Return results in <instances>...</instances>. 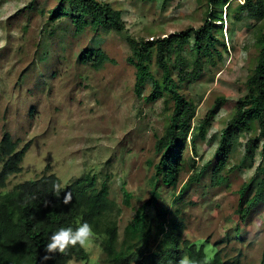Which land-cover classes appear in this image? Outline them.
Wrapping results in <instances>:
<instances>
[{
	"label": "rangeland",
	"instance_id": "1",
	"mask_svg": "<svg viewBox=\"0 0 264 264\" xmlns=\"http://www.w3.org/2000/svg\"><path fill=\"white\" fill-rule=\"evenodd\" d=\"M98 1L121 12L122 32L88 28L77 34L68 18L49 21V12L59 0H0V140L7 132L18 141L19 149L27 145L21 173L11 176L0 192L44 173L55 174L62 187L83 174L95 175L98 185L108 182L109 198L120 207L117 223L122 238L132 208L151 197L150 180L158 161L154 145L163 135L173 107L167 93L153 103L144 100L151 81L142 97L135 96V69L128 62L126 38L152 40L198 29L207 7L206 0ZM242 1L235 0L232 6ZM222 12L221 57L205 63L198 80L183 83L175 76L179 69L171 66L180 94L196 108L192 127L209 111L215 112L208 140H197L192 152L190 136L185 142L177 189L161 186L157 202L170 209L168 217L177 216L182 237L202 247L207 259L219 250L225 258L238 257L241 264H264V200L244 222L236 214L238 190L248 181L254 189L260 159L255 155L254 161L244 160L237 167L243 154L242 147L236 146L220 172L226 181L216 185L217 145L210 141L212 135L221 133L236 101L247 93L245 82L255 65V39L264 29V19L243 15L232 23L225 18L224 8ZM90 44L109 59L98 69L78 62L79 54ZM185 49L187 71L191 59L188 45ZM151 67L154 77L160 79L155 64ZM245 139L242 132L238 140L243 143ZM207 162L200 181L178 200L177 193L193 167ZM123 189L132 194L130 207L123 204ZM154 210L151 205L147 213L153 216ZM80 235L88 260L68 264H106L101 239L87 228H81ZM182 264H188L186 258Z\"/></svg>",
	"mask_w": 264,
	"mask_h": 264
},
{
	"label": "trees",
	"instance_id": "2",
	"mask_svg": "<svg viewBox=\"0 0 264 264\" xmlns=\"http://www.w3.org/2000/svg\"><path fill=\"white\" fill-rule=\"evenodd\" d=\"M234 2L206 0V17L198 29H187L152 40L126 38L130 50L128 62L135 69V96L142 97L147 82L151 81L150 92L144 100L153 103L167 93L173 107L163 135L154 145L158 161L153 165L150 180L151 197L139 207L132 208L133 215L123 229L122 238L117 223L122 212L110 200L106 180L98 185L97 177L87 173L62 187L55 174L44 173L37 179L14 185L6 193L0 192V264L86 262L88 253L82 246L81 228H87L101 239L106 264H182L185 258L188 264H241L238 257L225 258L219 250L207 259L202 247L198 248L194 242L182 237L183 226L177 216L171 214L168 217L170 209L157 202V189L161 186L172 191L177 189L185 162V142L190 136L192 152L196 151L197 140L207 141L215 112L209 111L198 126L192 127L196 108L180 94L171 66L179 69L175 76L183 83L198 80L203 74V65L215 63V58L221 57L218 46L224 49L221 33L223 8L225 18L228 16L232 23L242 20L243 15L264 19V0H243L233 7ZM49 13L51 22L68 18L77 34L88 28L104 33H120L124 29L121 12L98 0H59ZM255 43L258 53L245 82L247 93L236 101L221 133L210 138L217 145L214 151L217 162L213 170V183L216 185L226 181L220 177V172L228 161L229 152L236 146L242 147L243 154L237 167L244 160L254 161L255 155L260 159L254 189L249 187L248 181L238 190L236 214L241 222L264 200V29ZM187 45L191 67L185 71L188 65L184 56ZM107 61L109 59L104 52L91 44L78 57L79 63L89 64L94 69ZM153 64L160 72V79L154 77ZM242 132L246 139L240 143L238 139ZM26 150L27 145L19 149L18 141L12 140L7 132L2 135L0 189L6 186L11 176L21 173ZM208 164L199 168L192 166L193 173L178 191V200L200 181ZM122 192L124 206L130 207L132 194L124 189ZM151 205L155 208L153 216L147 213Z\"/></svg>",
	"mask_w": 264,
	"mask_h": 264
}]
</instances>
